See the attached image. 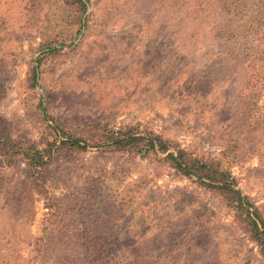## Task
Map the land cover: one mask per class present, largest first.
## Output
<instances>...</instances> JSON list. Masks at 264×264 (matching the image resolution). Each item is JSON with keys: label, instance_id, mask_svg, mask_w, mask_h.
<instances>
[{"label": "rangeland", "instance_id": "rangeland-1", "mask_svg": "<svg viewBox=\"0 0 264 264\" xmlns=\"http://www.w3.org/2000/svg\"><path fill=\"white\" fill-rule=\"evenodd\" d=\"M83 1L0 0V134L43 156L0 147V264H264L196 176L63 143L84 124L159 134L264 219V0Z\"/></svg>", "mask_w": 264, "mask_h": 264}, {"label": "trees", "instance_id": "trees-1", "mask_svg": "<svg viewBox=\"0 0 264 264\" xmlns=\"http://www.w3.org/2000/svg\"><path fill=\"white\" fill-rule=\"evenodd\" d=\"M78 1L83 7H86L83 0ZM52 51L57 52V49ZM34 68L35 76H37L36 67ZM95 126L89 124L79 126L74 133L68 135V140H63V143H69L73 147L83 149L87 146H112L115 150H129L144 156L155 155V160L169 162L187 176H196L204 184L221 194L226 204L236 210L237 218L243 229L260 246L264 256V219L261 217L257 206L236 187L232 174L223 170L217 163L196 156L193 152L178 146L159 134L153 132L144 134L145 132L141 133L134 128L129 130L126 128V131L119 133L91 130ZM0 147L3 154L10 159L21 154L24 150L27 151L24 153V157L27 159L30 169L33 162L39 165L42 163L41 150L34 146L20 148V145L15 144L8 134H0ZM161 153L166 155L162 156Z\"/></svg>", "mask_w": 264, "mask_h": 264}]
</instances>
